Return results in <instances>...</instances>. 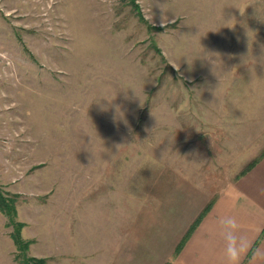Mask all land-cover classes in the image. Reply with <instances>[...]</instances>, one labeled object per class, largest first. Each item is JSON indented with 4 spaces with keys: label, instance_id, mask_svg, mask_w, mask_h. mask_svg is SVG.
<instances>
[{
    "label": "rangeland",
    "instance_id": "374dc122",
    "mask_svg": "<svg viewBox=\"0 0 264 264\" xmlns=\"http://www.w3.org/2000/svg\"><path fill=\"white\" fill-rule=\"evenodd\" d=\"M246 88L264 92V0H0V191L29 254L55 258L79 220L92 257L84 226L119 209L123 225L125 208L149 211L141 252L163 260L247 165L226 162L230 138L236 153L256 135L228 123ZM7 222L0 211V264H20Z\"/></svg>",
    "mask_w": 264,
    "mask_h": 264
},
{
    "label": "crops",
    "instance_id": "0c3cea01",
    "mask_svg": "<svg viewBox=\"0 0 264 264\" xmlns=\"http://www.w3.org/2000/svg\"><path fill=\"white\" fill-rule=\"evenodd\" d=\"M250 90L246 88L243 93L238 94L239 97L233 98L231 103L237 105V109L232 106V110H237V114L232 115L229 109L228 123L229 125L247 124V122L253 124L256 126V135L250 140L242 137L235 139L238 142L236 153L234 152L236 145L232 141L234 139L226 138V141L231 140V144L228 142L231 154L236 155L226 162L230 163V167L235 168H238L239 160H244L247 165L233 181L227 182L218 192L207 197L205 204L197 214L188 215V219L179 225L181 235L176 239L178 243L163 260L158 261L155 258L152 243L148 255L143 256L141 252L143 239L140 234V222L141 217L149 211L125 208L123 225L119 209L106 212L115 213V220H110L102 214L100 217L103 219L96 222L102 224L84 226L90 232L87 240L92 250L90 254H95L94 256L88 257L87 251L79 249L80 245L83 249L86 246L80 239L82 232L79 229L83 227L78 226L79 220H77V223L75 224V221L70 227L73 232H67L68 226L61 228L60 231L65 234V242L56 243L58 250H55V258L50 255L53 250L51 249L48 253L45 247L42 257L53 264H116V262L118 264H229L225 255L226 240L223 221L232 218L237 224L235 236L245 246V251L240 256L238 264H264V114L262 112L264 92L262 88H258V91L251 90V94L254 93V95H249ZM256 106H259L257 110H255ZM249 151H252L254 155L248 153ZM251 158L258 159V162L251 169L245 170L253 161ZM208 206L209 209L200 224L189 234L193 224ZM127 216L140 218V220L136 221L135 225L128 224ZM151 216L161 217L157 210L153 211ZM93 222L88 221L87 223ZM160 222L161 220L157 222L156 227L160 225ZM169 223L168 221L164 228H158L160 231L165 230ZM132 228L133 230H130ZM132 231L135 233L134 250L138 252V255L134 252L133 256L128 255L126 248L127 243L131 241V236L128 234H132L129 233ZM157 233L158 231L152 232L151 240ZM184 240L185 243L181 246ZM119 255H121L119 258L122 262L118 258ZM80 258L84 259L79 261Z\"/></svg>",
    "mask_w": 264,
    "mask_h": 264
},
{
    "label": "trees",
    "instance_id": "16d2710c",
    "mask_svg": "<svg viewBox=\"0 0 264 264\" xmlns=\"http://www.w3.org/2000/svg\"><path fill=\"white\" fill-rule=\"evenodd\" d=\"M133 8H137L138 5L133 1L132 2ZM144 21V19H143ZM155 31L162 30V26L151 25ZM158 50V49H157ZM258 159L253 160L245 170L251 169L254 165H256ZM244 170V171H245ZM209 206L206 210L200 215V217L196 220V222L191 227L189 234H191L196 227L200 224L201 220L204 217V214L208 211ZM0 211L6 215L8 218L7 225L13 227V232L11 233V237L16 245L18 252L16 254V260L20 264H47V259L43 257H38L29 254L30 245L34 242L33 240L24 239L22 236V229L26 225L25 222L17 220V204L15 197H5L2 195L0 191ZM185 243V240L182 242V245Z\"/></svg>",
    "mask_w": 264,
    "mask_h": 264
},
{
    "label": "clouds",
    "instance_id": "9594fccd",
    "mask_svg": "<svg viewBox=\"0 0 264 264\" xmlns=\"http://www.w3.org/2000/svg\"><path fill=\"white\" fill-rule=\"evenodd\" d=\"M236 228L237 224L234 219L228 218L223 221V231L226 240L225 255L229 264H238L240 256L245 251L243 242L235 236Z\"/></svg>",
    "mask_w": 264,
    "mask_h": 264
}]
</instances>
